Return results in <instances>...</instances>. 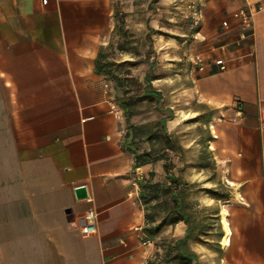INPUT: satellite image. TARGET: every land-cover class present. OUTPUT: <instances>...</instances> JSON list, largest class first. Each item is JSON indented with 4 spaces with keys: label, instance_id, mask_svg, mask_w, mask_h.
<instances>
[{
    "label": "crops",
    "instance_id": "obj_1",
    "mask_svg": "<svg viewBox=\"0 0 264 264\" xmlns=\"http://www.w3.org/2000/svg\"><path fill=\"white\" fill-rule=\"evenodd\" d=\"M135 2L0 0V264H149L170 239H185L184 220L163 227L162 244L149 233L141 183L151 170L162 180L164 161L135 164L149 141L131 143L127 132L149 118L128 117L113 77L96 67L122 12L137 15ZM244 3L204 0L192 43L204 61L189 67L190 85L157 76L149 88L176 98L178 112L186 93L193 97L217 181L227 186L223 199L199 194L225 211L226 224L217 212L208 235L183 242L191 264H264V5L243 32L232 12ZM164 106L172 130L173 105ZM81 185L87 198L76 196ZM91 206L97 232L83 235L80 216Z\"/></svg>",
    "mask_w": 264,
    "mask_h": 264
},
{
    "label": "rangeland",
    "instance_id": "obj_2",
    "mask_svg": "<svg viewBox=\"0 0 264 264\" xmlns=\"http://www.w3.org/2000/svg\"><path fill=\"white\" fill-rule=\"evenodd\" d=\"M196 3L197 0H136L132 5L137 15L128 19L124 16L121 20V28L117 30L118 36L111 44V49L106 52V59L113 65L109 75L113 77L121 99L124 96L141 98L137 101V114L140 118L159 120L164 113H168L164 105L168 102L173 105L170 112L175 114V125L170 131L183 145L184 151L179 161L177 156L171 153L175 162L171 171L179 173L186 181L193 183L194 190L199 189L197 192L191 191L188 198L192 200L193 207L201 217L211 218L207 220L209 223L213 222L217 212H220V216L223 214L224 221L225 211H221L215 204H201L198 199L201 191H205L209 186L213 187L217 177L213 176L214 169L211 166H197L206 160L202 154L204 150L209 149V132L199 116L193 114L197 107L193 97L186 93L185 102L181 101L185 107L180 106V109L184 108L178 112L176 98L170 97L168 100L160 96L157 102L156 98L150 99L147 95L152 86L151 80L157 76L167 78L165 83L170 87L177 86L178 75L180 80H185L187 86L190 85L189 67L194 65L192 56L196 54L192 43L200 38V35L196 37L195 34L201 29V25L198 28L192 27ZM158 86L161 88V83ZM217 187L221 190L227 188L225 184L223 187ZM211 235H215L213 228ZM153 236L162 244V230ZM168 244L173 247V240L170 239ZM172 251L173 255L175 250ZM169 263L179 264L176 258Z\"/></svg>",
    "mask_w": 264,
    "mask_h": 264
},
{
    "label": "trees",
    "instance_id": "obj_3",
    "mask_svg": "<svg viewBox=\"0 0 264 264\" xmlns=\"http://www.w3.org/2000/svg\"><path fill=\"white\" fill-rule=\"evenodd\" d=\"M122 19L125 13L121 14ZM120 19V20H122ZM107 55L100 52L96 60V67L98 71H104L106 74H111L110 68L107 66L109 63L105 59ZM150 99H160V95L149 90L147 94ZM141 98H131L124 96L122 99V106L127 112V116L130 117L133 114H137V101ZM168 114L156 121L149 120L144 123L130 124V129L127 132V138L131 143L146 139L149 141V150L144 152H136L135 164L137 166L145 163H156L159 160H163L164 178L162 180H154L155 171L149 172V178L145 179L141 183L143 201L149 204V212L147 217L149 219V233L151 235L158 234L165 225L175 224L181 220H184L187 225V234L184 240H176L173 242V247L169 244L166 246L164 255L162 252H158V255L149 264H170L169 262L176 258L179 264H191L192 255L180 254V247L183 242L186 243L187 238L190 235H208L211 224L220 223V217L216 213L213 222H207L211 219L207 216H200L199 212L193 207L192 200L188 198L190 192H197V189H193L194 184L186 181L179 173L172 172L171 169L175 166V162L171 157V153L177 156L178 161L181 159V155L184 151V147L176 136L167 128L166 118ZM209 139V137H208ZM207 139V140H208ZM203 158H206L205 162L197 164L200 168L211 166L214 169L213 176H216V164L213 159V155L210 149L204 150L202 154ZM217 186L223 187V184L217 181ZM204 189V188H203ZM205 191L217 198H226L228 192L213 188H205ZM191 192V193H192ZM195 208V209H194ZM219 226V225H218ZM221 231L215 232V235L221 236ZM172 250H175V254L172 255Z\"/></svg>",
    "mask_w": 264,
    "mask_h": 264
},
{
    "label": "built area",
    "instance_id": "obj_4",
    "mask_svg": "<svg viewBox=\"0 0 264 264\" xmlns=\"http://www.w3.org/2000/svg\"><path fill=\"white\" fill-rule=\"evenodd\" d=\"M264 5V0H245V3L232 12V16L238 21L241 31H246L252 28L253 17L255 13L261 9ZM193 25L192 27L198 28L201 25L203 18L202 0H197L194 4L193 12ZM199 31L195 34L197 37ZM192 60L195 66H199L203 63L204 59L200 54L192 56ZM223 68V66H221ZM239 115L242 114V103L236 104ZM80 231L83 235H90L97 232V211L94 207H89L80 216ZM145 243L150 244V240H146Z\"/></svg>",
    "mask_w": 264,
    "mask_h": 264
},
{
    "label": "water",
    "instance_id": "obj_5",
    "mask_svg": "<svg viewBox=\"0 0 264 264\" xmlns=\"http://www.w3.org/2000/svg\"><path fill=\"white\" fill-rule=\"evenodd\" d=\"M77 198H87L88 197V190L85 185H81L75 188Z\"/></svg>",
    "mask_w": 264,
    "mask_h": 264
},
{
    "label": "bare ground",
    "instance_id": "obj_6",
    "mask_svg": "<svg viewBox=\"0 0 264 264\" xmlns=\"http://www.w3.org/2000/svg\"><path fill=\"white\" fill-rule=\"evenodd\" d=\"M226 224V222L224 221V225Z\"/></svg>",
    "mask_w": 264,
    "mask_h": 264
}]
</instances>
